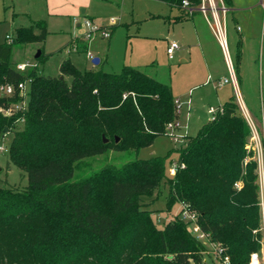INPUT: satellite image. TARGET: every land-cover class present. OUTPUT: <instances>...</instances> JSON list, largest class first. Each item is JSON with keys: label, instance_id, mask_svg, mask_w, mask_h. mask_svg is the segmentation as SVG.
I'll use <instances>...</instances> for the list:
<instances>
[{"label": "trees", "instance_id": "obj_1", "mask_svg": "<svg viewBox=\"0 0 264 264\" xmlns=\"http://www.w3.org/2000/svg\"><path fill=\"white\" fill-rule=\"evenodd\" d=\"M155 1L179 9L177 22L193 16L182 9L184 2H202ZM15 35L0 45V87L33 83L27 109L11 116L4 111L25 97H0V134H12L9 160L29 183L22 190L0 188V264H208L204 244L180 214L161 229L142 203L158 199L163 185L169 213L179 203L188 205L234 264H250L261 239L259 171L236 98L178 149L185 168L174 178L167 172L172 150L72 182L87 158L151 147L169 136L170 124L180 130L182 109L168 85L131 66L110 74L80 70L68 58L58 77L41 75L39 66L18 71L11 61L14 46L44 43L49 34L41 22ZM79 45L88 50L83 41ZM43 58L42 52L37 65Z\"/></svg>", "mask_w": 264, "mask_h": 264}, {"label": "rangeland", "instance_id": "obj_2", "mask_svg": "<svg viewBox=\"0 0 264 264\" xmlns=\"http://www.w3.org/2000/svg\"><path fill=\"white\" fill-rule=\"evenodd\" d=\"M179 11L155 0H0V45L11 43L7 41V36L15 38L18 28H30L36 23L43 22L49 34L44 43L14 46L11 59L13 64L27 61L37 63L35 56L42 51L44 58L38 63L39 73L46 77H58L62 62L70 56L67 49L69 42H79L85 30L84 27L79 29L78 23L94 19L96 25L110 27L112 21H115L110 39H103L98 34L90 43L89 51L94 58L105 60L102 65L95 66L85 53H73L71 57L74 65L80 70L95 68L110 74L121 73L124 67L131 66L168 85L182 102V130L178 134L184 136L181 139L183 143L175 145L170 136H162L153 146L140 151H111L87 158L75 171L72 182L91 176L107 166L119 167L135 160L167 157L172 150L174 153L171 158L177 160L176 152L188 143L187 136L193 137L208 123V119L210 121V107L220 109L215 100L213 84L232 76L219 40L209 24V21L213 23L212 16L209 14L207 18L196 12L194 17L177 22ZM228 14L226 42L233 66H236L237 57L243 50L239 45L241 33L236 29L237 25L243 29L244 36L249 35L250 39L245 44L246 56L244 59L242 57L243 80L239 77L236 90L232 89L230 83L218 91L223 93L233 90L240 114L244 117L241 106L245 107L261 138L264 133V123L261 121L264 113V15L260 7L252 12L237 10ZM35 32L39 34L40 30L35 29ZM173 42L180 48L176 50L174 60H169L168 45ZM211 48L214 58L220 62L218 72L225 74L223 79L213 80ZM183 59L188 63L182 62ZM208 76L212 78V83H206ZM66 79L71 80L69 77ZM250 132L252 135L251 128ZM11 140L12 134H6L5 143L9 148ZM250 144L257 154L259 185L261 193H264V155L255 142L251 141ZM169 169L170 165L167 168L170 175ZM28 183V176L10 162L9 153H0V188L22 190ZM162 188L158 199L147 198L142 202L147 210L153 212V218L161 229L172 220L171 216L180 207L176 205L172 213L167 211L169 188L166 185ZM177 217L179 215L174 216ZM259 245V251L254 253L262 256L261 239ZM204 246L205 261L211 264L214 252L208 245Z\"/></svg>", "mask_w": 264, "mask_h": 264}, {"label": "built area", "instance_id": "obj_3", "mask_svg": "<svg viewBox=\"0 0 264 264\" xmlns=\"http://www.w3.org/2000/svg\"><path fill=\"white\" fill-rule=\"evenodd\" d=\"M258 5L261 7L264 13V0H258ZM182 9L188 15H193L194 13L198 12L208 18L209 14H211L213 23L209 21L210 27L214 31L215 35L217 36L219 40V43L223 50L224 59L227 62V65L231 71V76H232L230 79H225L218 83L216 82L214 83V85L220 88V87H223L225 84L231 83L233 88L236 90L238 87L237 86L238 79H237V76L235 75L234 66L230 59L228 45L226 42V35H227L226 18L229 15L228 13L231 12V10L229 9V7L227 6L224 0H202L201 4L197 7L190 5L188 2H184ZM114 23L115 21H112V25L110 27H105V26L100 27L96 25V23L92 20L85 21V23H82V28L84 27L85 30L83 31L82 38L79 42L83 41L88 46L91 43V41H93L94 38L98 36V34H101L100 36L103 39H110L112 37V33H113L112 28L114 27ZM236 29L239 32L242 31V29L239 26H237ZM12 40H13V37L8 35L7 41L12 42ZM79 42H74L70 44L69 46H67L69 54L78 53L81 51ZM179 48L180 46L176 42L169 44L168 50H167V55H168L169 60L174 59L175 52ZM86 54L90 60L94 59V56L90 53L89 50L86 51ZM16 66H17V70L21 72H27V71L33 70L34 68L38 67L36 62H34L33 64L28 61L19 63ZM209 82L212 83V79H210ZM32 83H33L32 79H28L25 82L20 83L18 87H15L14 85H11V84L3 85V87H0V97L13 96L16 92H18V94H20L22 97H25V100L23 103L16 105V106L14 105L13 107L6 109L4 111L5 114H7L8 116H11L13 112L19 111L20 109L22 110L27 109L28 100H29L28 93H29ZM176 102L182 108L181 100L177 99ZM241 107L243 108L244 117L247 123H249L251 131H252L251 141L257 144L259 150L261 149L260 151H262V154L264 155V151H263L264 133H263V137L260 138L259 130L256 124L253 123V121L251 120V117L246 111L245 107L243 106ZM219 112H222V108L217 110L215 108L210 107V109L208 110V113L211 118L210 121L215 120ZM261 121L262 123H264V113H262ZM21 123H24V119L21 120ZM178 125L181 128L180 130H178L176 126L171 125V124L168 127L169 136L173 139L175 145L184 142L181 140L182 138H184V136H180L178 134L182 130V125H180V123ZM5 137H6V134H3V135L0 134V153H5V152L9 153L10 151V148L5 143ZM184 168H185L184 164H180L177 160H174L170 164L169 172L171 174L169 176L174 178L178 173V169H184ZM259 178H260V174H259ZM235 186L241 189V186L239 185H235ZM260 201H261L260 207H261V212H262V216H261L262 223H261L259 232L261 233V245L263 248V255L260 256V254L253 253L250 258V264H264V193H261V190H260ZM180 215L182 219H184L190 224L191 234H193V236L197 238V240H199L203 244L208 245L214 252L213 260L211 264H234L231 258L228 256V254L226 255L225 249H223L219 244L212 242L211 236L208 234H205L201 230V227L199 225L198 214L196 212L190 211L188 205L182 204V210L180 212Z\"/></svg>", "mask_w": 264, "mask_h": 264}, {"label": "crops", "instance_id": "obj_4", "mask_svg": "<svg viewBox=\"0 0 264 264\" xmlns=\"http://www.w3.org/2000/svg\"><path fill=\"white\" fill-rule=\"evenodd\" d=\"M257 1L258 0H229V3H227V6L229 7V9L231 10V13L232 12H237V10H240L241 12H252L254 9H257L258 7H260L258 4H257ZM261 8V7H260ZM179 10V9H178ZM262 13H263V11H262ZM263 15H264V13H263ZM181 15H180V11H179V16L178 17H176V19L177 18H179ZM195 15L193 14V17H194ZM92 21H94V19L92 20ZM237 26H239V25H237ZM77 27L80 29V28H82V23H78V25H77ZM240 27V26H239ZM241 28V27H240ZM242 29V28H241ZM239 32V31H238ZM239 33H241V36H240V40H239V45L241 46V47H243V50H241V55H238V57H237V65H238V67H239V77H240V80H243V78H242V76H241V65H242V61H243V59H244V57L246 56V54H245V51H246V43H247V41L250 39V36L248 35V36H244V34H243V29H242V31H240ZM82 34V33H81ZM80 36V35H79ZM79 36H77V37H79ZM198 36H199V34H198ZM199 40H200V38H199ZM72 41V40H71ZM71 41L69 42V44H68V46L71 44ZM214 43H215V45L217 44L216 43V41H214ZM169 46V45H168ZM200 46V45H199ZM89 47H90V44L87 46V49L88 50H90L89 49ZM222 49V48H221ZM223 51V50H222ZM81 53H85L86 54V51H84L83 49H81V51L79 52V53H76V54H81ZM75 54V53H74ZM75 54V55H76ZM70 56L69 57H67L66 59H68V58H70L71 59V61H72V63H73V60H72V57H71V55H73V54H69ZM242 57H243V59H242ZM99 59H100V63L102 64L103 63V61H105L103 58H101V57H98ZM175 58V57H174ZM174 60V59H173ZM65 61V60H64ZM211 61H212V77H213V80L214 79H223V77L225 76V74H224V72L222 73V71H220V72H218V66H219V64H220V62H218L217 61V58H214V56H213V52H212V48H211ZM182 62H184V63H188L185 59H183L182 60ZM226 62V61H225ZM20 63V62H19ZM23 63V62H22ZM99 63V64H100ZM74 64V63H73ZM100 64V65H101ZM15 65H18V64H15ZM226 65H227V62H226ZM90 70H96L95 68L93 69H90ZM210 79H212L210 76H208V80H207V82L206 83H210L209 81H210ZM216 81V80H215ZM230 84V83H229ZM224 87V86H223ZM223 87H220V88H218V87H216L214 84H213V90L216 92V102L218 103V105L220 106L219 108L221 109L223 106V104H225V103H227V102H229V101H231L232 99H234V98H236V96H235V94H234V92H233V90H235L234 88H233V86H232V92H228L227 90L225 91V92H221V91H218V90H222V88ZM175 96V95H174ZM175 98H177L176 96H175ZM178 99V98H177ZM190 103V102H189ZM222 106V107H221ZM181 120H182V111H181V118H180ZM208 121H209V119H208ZM181 122V121H180ZM187 137H190V136H187ZM179 210H178V212L177 213H175V214H173L171 217H172V219L174 218V216H178L179 214H180V212H181V210H182V204H180L179 203ZM174 209V208H173ZM171 213H172V211H171Z\"/></svg>", "mask_w": 264, "mask_h": 264}, {"label": "water", "instance_id": "obj_5", "mask_svg": "<svg viewBox=\"0 0 264 264\" xmlns=\"http://www.w3.org/2000/svg\"><path fill=\"white\" fill-rule=\"evenodd\" d=\"M41 55H42V51H39V52L36 54L35 59L40 58ZM92 63H93L95 66L100 65V64H99V63H100V59H99L98 57H97V58H94V59L92 60ZM7 133H8V130H5V133H4V134H7ZM103 140H104L105 143H108L107 140H106V138H103ZM118 140H119V139L116 138V142H118Z\"/></svg>", "mask_w": 264, "mask_h": 264}]
</instances>
